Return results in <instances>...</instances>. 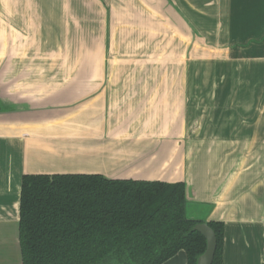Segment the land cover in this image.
I'll return each instance as SVG.
<instances>
[{"label":"crops","instance_id":"obj_1","mask_svg":"<svg viewBox=\"0 0 264 264\" xmlns=\"http://www.w3.org/2000/svg\"><path fill=\"white\" fill-rule=\"evenodd\" d=\"M126 7L170 40H210L214 56L161 84L104 78L101 63H25L77 57L82 24L86 55H105L96 24ZM59 174L184 182L186 215L224 224L222 264H264V0H0V264H22L23 175Z\"/></svg>","mask_w":264,"mask_h":264},{"label":"trees","instance_id":"obj_2","mask_svg":"<svg viewBox=\"0 0 264 264\" xmlns=\"http://www.w3.org/2000/svg\"><path fill=\"white\" fill-rule=\"evenodd\" d=\"M183 182L106 179L96 174L23 175L18 240L22 264H162L205 250L186 217ZM212 264H222L224 224Z\"/></svg>","mask_w":264,"mask_h":264},{"label":"rangeland","instance_id":"obj_3","mask_svg":"<svg viewBox=\"0 0 264 264\" xmlns=\"http://www.w3.org/2000/svg\"><path fill=\"white\" fill-rule=\"evenodd\" d=\"M109 11L111 14V10L108 8L106 12L109 13ZM120 13V15H125L126 19L123 15L118 14L115 18L117 23L110 22L102 24V26L96 24V29L98 27L100 32L96 43H98V48L100 46L103 48L105 55H86V29L89 25L82 24L80 26L83 28L77 35L81 53L77 57L68 55L57 57L25 56V63L33 65L41 60L43 63H56V65L86 63L97 65L101 63L107 66L103 72L104 78L159 81L161 84V81L164 80H184L186 64L189 61L194 63L198 59H209L214 56L212 54L214 45L208 42L210 40L198 39L199 37L193 32L184 36L181 31L177 32L176 30L175 39L170 40L166 33L163 34L162 25L158 21L148 22L149 19L144 16L140 8L126 7ZM8 26L10 29L9 24ZM68 26L69 24L64 25L66 32ZM4 27L7 28L6 25ZM105 27H107L106 31ZM10 57L20 63L23 58L22 56ZM84 67L86 66L84 65ZM86 73V71L80 70L77 75L83 78ZM53 74L55 73L51 72V75ZM62 74L63 78H69L66 76L75 73L65 72ZM88 74L97 77L100 73ZM192 74L191 79H198V70L193 71Z\"/></svg>","mask_w":264,"mask_h":264},{"label":"water","instance_id":"obj_4","mask_svg":"<svg viewBox=\"0 0 264 264\" xmlns=\"http://www.w3.org/2000/svg\"><path fill=\"white\" fill-rule=\"evenodd\" d=\"M185 197H186V189H185ZM186 204H187V200H186ZM186 217L191 220L199 221V223L195 225L193 230L200 233L204 237L206 243L205 250L197 258L196 264H212L214 253L216 250V237L214 232L211 230V228L204 220L198 218H191L188 215H186Z\"/></svg>","mask_w":264,"mask_h":264}]
</instances>
